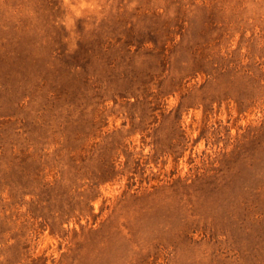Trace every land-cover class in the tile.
Wrapping results in <instances>:
<instances>
[{
    "label": "rangeland",
    "instance_id": "obj_1",
    "mask_svg": "<svg viewBox=\"0 0 264 264\" xmlns=\"http://www.w3.org/2000/svg\"><path fill=\"white\" fill-rule=\"evenodd\" d=\"M0 264H264V0H0Z\"/></svg>",
    "mask_w": 264,
    "mask_h": 264
}]
</instances>
